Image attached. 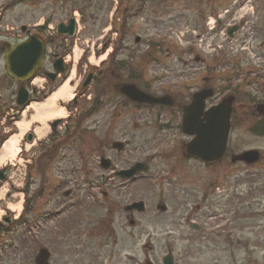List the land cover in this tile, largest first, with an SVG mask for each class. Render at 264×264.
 Returning a JSON list of instances; mask_svg holds the SVG:
<instances>
[{"label": "rangeland", "instance_id": "obj_1", "mask_svg": "<svg viewBox=\"0 0 264 264\" xmlns=\"http://www.w3.org/2000/svg\"><path fill=\"white\" fill-rule=\"evenodd\" d=\"M205 1L208 4L202 10L207 12L214 0ZM115 2L32 0L28 4L21 2L7 11L6 8L12 7V0H0V105L3 107L11 104L18 86L5 76L1 43L6 41L12 44L20 37L25 38L33 33L34 27L44 22L49 26L42 32L48 36L58 23L69 19L70 13L75 10L81 12L82 18H78L79 35L78 40L74 41L81 52H78L79 57L85 50L86 59L75 60L76 80L72 81V88L83 77L86 66L96 72L98 67L101 69L109 64L107 57L103 63L99 58L112 42L114 49L116 44L123 49L115 57L114 64L126 62L121 75L116 74L115 79L109 77L107 84L101 78L107 76L106 70L89 88H78L75 94L82 95L78 96L75 109L65 112L64 117L70 115L73 118L76 113L91 107L88 97L93 98V92L99 96L107 95L101 109L83 126L95 128L97 134L86 140L83 147L73 149L66 159L69 164L63 165L67 174L74 170V176L70 174L69 179H65V173H57L60 171L57 166L47 168L43 192L39 195L40 182L43 181L40 175L31 171L32 178L25 194L27 164L39 154L36 145L39 141L30 146L27 142L21 143L19 154L10 165H6L7 179L0 183V222L4 227L0 235V264H35L42 248L50 254L48 264H162L163 256L169 253L174 258V264H264V135L249 134L242 123L231 127L228 152L238 155L255 149L262 156L260 163L248 168L241 164L233 165L228 158L214 164L211 169H204L198 164L178 162L177 153L188 139L175 129L159 133L158 127L166 125V121L163 117L160 122L153 118L157 108L150 113L131 104L118 111L115 107L122 101L114 90L115 86L134 82V76H129V69H135L134 72L140 74L141 80L135 84L140 90H143L145 78L149 85L144 90L149 95H176L179 101H184V88L193 82L190 76H202L203 64L195 62V58L202 56L204 35L201 29L193 30L199 8L194 0H154L140 14L134 15L137 4L132 2L119 22L117 38L109 31L115 21L112 17ZM194 17L196 19L192 26L190 21ZM22 26L26 27L24 34L21 32ZM136 38H139L138 41ZM74 41L69 53L71 61ZM103 43H106V50L100 54L98 48ZM193 43L195 52L187 57L184 52ZM93 44L95 59L91 62ZM151 44L156 46L154 54L147 51ZM52 49L53 46L50 54L63 53L61 48L55 53ZM242 51L246 56L239 60V64L253 59L251 49L243 48ZM145 54L149 60L142 58ZM50 62L51 58L43 65V71H50ZM213 67L218 69L217 65ZM71 68L69 63L64 81L74 78L70 77ZM108 68L111 71L114 66L109 65ZM61 81L51 87L46 78L39 76L28 84V89L36 88L37 94L33 96L31 107L25 115L31 116L32 106L43 103ZM255 91V98L261 99V94ZM114 110L116 113L113 114ZM3 112L0 116V137H8L15 132L13 117L21 118L24 111ZM115 114L119 115L118 120H113ZM53 118L49 116L45 124ZM239 118L242 122L257 120L243 113H239ZM45 127H42L43 131ZM40 128L35 125L33 130L35 132ZM114 141L126 145L119 154L109 149ZM100 142L106 148L105 157H109L117 168L130 167L137 162L148 165L142 180L122 183L108 197L106 194L105 202L101 197L105 193L85 188L77 192L70 184L71 178L78 179L85 172H99L95 170L101 169L98 160L92 162L88 153L92 151L93 155L99 151ZM59 180H65L61 187ZM210 184L217 188L211 199L203 204L199 196ZM69 190L68 197L63 199L62 193ZM27 198L30 201L29 209L23 213ZM137 201L144 203V212H124V206ZM18 203H21L20 213L11 211L10 206L15 207ZM112 204L116 208L110 207ZM158 204H164L167 212L157 211ZM197 204H203L199 211L193 210ZM5 217L9 222H4ZM189 217L198 224L199 234L190 233L186 223ZM131 222L134 224L130 225ZM208 232H213V235Z\"/></svg>", "mask_w": 264, "mask_h": 264}, {"label": "flooded vegetation", "instance_id": "obj_2", "mask_svg": "<svg viewBox=\"0 0 264 264\" xmlns=\"http://www.w3.org/2000/svg\"><path fill=\"white\" fill-rule=\"evenodd\" d=\"M126 1V0H123ZM195 5L199 8V15L197 19V24L195 23V17L190 21L191 25L194 29H201L202 35L210 39V41L206 40L207 47L205 48L206 55L203 57H197L196 60H200L199 62L204 65L205 71L208 69L209 64L213 59H216V63L223 65L226 64V67L229 69L230 66L238 68V55H242V48L246 46L248 50L252 49L253 59H248L247 63H244L243 69L241 72H227L223 69H220L221 72H218L216 76H193L191 79L193 82L188 86L190 95L183 102L179 101L178 97H172V106L169 108H165L163 106H157L159 108L160 114L155 115V117L164 118L166 121V125L164 127H160L159 131H171L176 128V130H180V126L178 125L181 122L183 116L184 107L191 102L193 93L208 89L210 86L215 87L214 96L221 95L228 91L229 89H236L235 94L232 99V113H248L254 110V106L256 101H252L250 98L253 96L254 90H257L256 93H261L264 95V0H214L211 8L205 12L202 10L208 2L204 0H194ZM138 2V1H137ZM246 4L250 7L246 12L239 14L238 9L244 10ZM224 6H227L224 8ZM142 4L140 5L139 10L142 8ZM231 8L228 10V8ZM227 11L225 12V9ZM72 14V12L70 13ZM213 21V23L211 22ZM69 20L63 21L64 23H68ZM61 22V23H63ZM209 24L212 26L209 27ZM201 27V28H200ZM231 27H235V34L232 40L227 38L225 34L221 32L224 31L227 33V30ZM250 35L248 36V34ZM224 42H222L224 36ZM58 39V37H56ZM215 40L216 45H220L221 50H209L208 46L211 45V41ZM50 43H53V39L49 40ZM226 43L225 46H223ZM216 52V56H212V52ZM210 53V54H208ZM226 60V63L224 62ZM262 71H258V70ZM238 70V69H237ZM226 78L224 79V77ZM227 76H236L242 77V81L239 82L237 80L236 84L231 85V78ZM97 77V76H96ZM96 77H91V83L95 82ZM97 80V79H96ZM103 82V81H102ZM227 82V83H226ZM219 83V84H218ZM105 84V83H104ZM107 84V83H106ZM255 98V97H254ZM215 104L206 102L205 110ZM117 107V105H115ZM117 107L116 110L118 111ZM167 109V110H166ZM157 112V113H158ZM116 113L114 110L113 114ZM119 115L115 114V117L118 118ZM121 117V116H120ZM59 137H57L56 142L52 140H46L44 143L45 146V154L56 155L58 150L63 149L65 146V142L69 145L78 140V137L75 136L77 131H79L78 124L77 127L75 123L69 121L62 122V127L59 128ZM57 133V132H56ZM96 132H94L95 134ZM53 135V133H52ZM65 135V136H64ZM72 135V136H71ZM99 150V154L97 155L99 158L104 156L106 148L99 143L97 148ZM96 154L94 153L93 156ZM57 158L56 156L51 157V159ZM60 159V158H59ZM126 168V167H125ZM125 168H115L114 170L103 171L102 169H95L99 172L93 174V170L89 171L87 174L82 175L80 178H74L70 180V184L73 185L75 190H79L84 187H89L91 190L101 191L104 193H111L112 190H118V187L130 180H120L117 177H114V174ZM70 174H75L74 170H70ZM68 175V177L70 176ZM89 177L90 180H86L85 178ZM142 180V176L138 175L131 179V182ZM71 191V190H70ZM205 197L203 198V202L206 203ZM203 203V204H205ZM202 204V205H203ZM201 205V206H202ZM201 206H197L196 210L201 209ZM111 207L114 208L112 204ZM192 217L186 219V223H191L193 220ZM6 222L8 220H5ZM185 222V221H184ZM197 224V223H196ZM191 234H196L191 232Z\"/></svg>", "mask_w": 264, "mask_h": 264}, {"label": "water", "instance_id": "obj_3", "mask_svg": "<svg viewBox=\"0 0 264 264\" xmlns=\"http://www.w3.org/2000/svg\"><path fill=\"white\" fill-rule=\"evenodd\" d=\"M60 32V30H59ZM43 60V46L38 40L31 39L29 42L13 47L6 55L7 71L9 76L17 81H23L31 77L34 71L40 66ZM117 90L130 101L139 104L171 105L169 98L153 99L140 93L135 87L130 85H119ZM212 95L210 91L201 92L194 96L193 103L185 109L182 121L184 134L194 136L193 141L186 145L187 155L196 157L204 162L213 163L222 158L226 147L228 136V121L230 116V100L223 101L217 107L204 113L203 105L205 99ZM27 101V94L20 89L17 97V104L23 105ZM258 114H264V102L257 108ZM56 123L54 124V126ZM114 148L122 149L121 144H114ZM259 155L255 151L247 152L231 158V162L242 161L253 163L257 161ZM106 163V164H105ZM104 167H109L108 161H104ZM142 164H136L131 170L121 172V177H131L136 172L144 170ZM136 209L143 211V204L138 203L126 208V211ZM158 210L164 211L163 206ZM49 253L46 249H41L36 257V264H48ZM163 264H173L170 255L162 259ZM150 264V263H148Z\"/></svg>", "mask_w": 264, "mask_h": 264}, {"label": "bare ground", "instance_id": "obj_4", "mask_svg": "<svg viewBox=\"0 0 264 264\" xmlns=\"http://www.w3.org/2000/svg\"><path fill=\"white\" fill-rule=\"evenodd\" d=\"M93 62V59H91ZM72 88L65 83L60 89L53 93L46 101L39 105L32 106V116L28 120L24 118L20 120L16 127L18 128V133L11 136L3 145L0 152V167H3L8 162L14 160V158L19 153V142L22 135L27 131V129L34 124L39 125L41 128L36 130L38 137L44 135L42 127H45V121L49 116L54 118L64 117V111L59 108L58 102H65L71 97ZM10 210L16 213H20L21 203H18L15 207L10 206Z\"/></svg>", "mask_w": 264, "mask_h": 264}, {"label": "trees", "instance_id": "obj_5", "mask_svg": "<svg viewBox=\"0 0 264 264\" xmlns=\"http://www.w3.org/2000/svg\"><path fill=\"white\" fill-rule=\"evenodd\" d=\"M111 72H108V73H111ZM129 74H130L129 76H137L133 69H130ZM259 126L264 127V120L259 124ZM260 129H262L261 131L264 132V128H260Z\"/></svg>", "mask_w": 264, "mask_h": 264}]
</instances>
